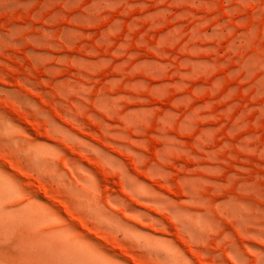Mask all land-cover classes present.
<instances>
[{
  "label": "rangeland",
  "instance_id": "374dc122",
  "mask_svg": "<svg viewBox=\"0 0 264 264\" xmlns=\"http://www.w3.org/2000/svg\"><path fill=\"white\" fill-rule=\"evenodd\" d=\"M0 264H264V0H0Z\"/></svg>",
  "mask_w": 264,
  "mask_h": 264
}]
</instances>
